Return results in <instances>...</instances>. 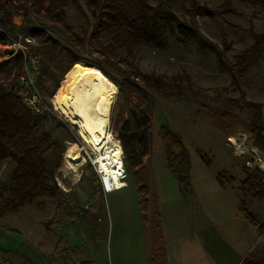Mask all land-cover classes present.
<instances>
[{
	"label": "rangeland",
	"instance_id": "374dc122",
	"mask_svg": "<svg viewBox=\"0 0 264 264\" xmlns=\"http://www.w3.org/2000/svg\"><path fill=\"white\" fill-rule=\"evenodd\" d=\"M223 1L201 0V3L218 6ZM148 2L152 5L159 3L158 0ZM164 4L180 18H187L181 6L171 2ZM232 7L233 12L196 17L199 33L218 46L221 47L222 32L227 34L231 42L226 51L228 63L253 42L244 29L252 24L254 31L264 32V4L253 6L232 0ZM66 13V23L74 30L85 26L90 18V12L81 0L76 4L69 3ZM20 14L24 16V10ZM27 14L21 23L25 30L16 32L11 40L17 35L32 33V50L39 47L43 39L46 43L57 39L63 48L69 47L63 25L47 18L44 8H28ZM117 34L125 36L126 33L120 28H110L93 34V37L106 44ZM91 46L92 43L82 54L89 62H78L92 68L96 67L91 63L98 62L104 67V71L98 70L114 88L105 80L114 92L110 130L113 139L120 143L117 128L128 118L127 111H124L122 119L117 121L119 105L123 102L118 82L123 79L121 69L125 67L122 61L117 65L109 64L97 48ZM8 52V47L0 44V55ZM259 61V65L251 67L250 73L243 74L240 85L245 93L241 96L231 88L228 69L217 68L213 51L201 52L196 43L181 42L172 33L157 44L139 46L134 62L142 73H186L200 94L188 92L187 97L176 98L148 90L153 107L146 114V153L139 155V148L135 147L134 152L125 156L120 143L127 186L105 194L101 189L102 175L95 163L97 152L82 143L76 126L69 123L54 102L67 71L78 62L65 72L68 58L63 49L58 59L46 69L42 64L37 85L47 111L35 135L48 132L50 141L57 144L53 154L61 156L54 170L60 188L57 199L47 196L43 199L57 203L55 215L80 217L89 213V217L98 221V228L103 230L93 243L87 242L95 251L93 264H147L149 247L155 243L161 245L163 240L168 252L182 264H242L246 258H264V149L258 147L251 136V115L245 107V102L253 101L250 98L251 83L259 82L264 86V61ZM130 78L141 84L138 78ZM246 90H249L247 94ZM226 98L242 99L241 107H227ZM135 101L133 97L132 105ZM142 108L135 107V110L142 113ZM162 125L181 137L190 154L192 190L186 196L180 193L176 176L169 167L160 135ZM71 147L79 150L78 160L67 158ZM126 158L132 163L133 171L142 168V185L148 188L146 215L141 210L133 175L125 164ZM29 207L27 205L24 209ZM46 211L41 209V212ZM145 216L149 219L146 224ZM251 218L255 225L251 224ZM126 251L130 252L128 257ZM0 264L12 263L0 254Z\"/></svg>",
	"mask_w": 264,
	"mask_h": 264
},
{
	"label": "trees",
	"instance_id": "16d2710c",
	"mask_svg": "<svg viewBox=\"0 0 264 264\" xmlns=\"http://www.w3.org/2000/svg\"><path fill=\"white\" fill-rule=\"evenodd\" d=\"M0 0V43H11V36L16 32L25 30L24 25L16 26L12 22L14 8L24 10L25 18L28 16V8L40 10L44 8V15L52 22L63 25L69 42L68 48L57 39L46 43L43 39L41 45L35 48V52L41 56V67L55 62L63 49L68 58V67L74 62H89L82 56L87 46L92 43V48L102 54L105 61L117 65L123 62L121 69L123 79L118 82L123 102L119 105L117 121L122 119L124 111L128 118L117 128L118 139L124 150V155L134 152L138 147V154L144 155L148 144L147 116L153 107L152 90L164 97L185 98L187 93L200 94L196 90L191 78L186 73L172 75L142 73L136 63V51L144 43L157 44L167 34L172 33L179 37L181 42H193L201 52L213 51L219 70L228 69L231 76V88L244 96L240 81L251 67L255 66L264 55V32H256L252 24L243 32L248 34L253 42L247 48L233 56V62L228 63L226 51L231 42L227 34H221V47L215 42L202 36L196 26V17L213 16L235 11L232 0H224L218 6H208L201 0H158L156 5L149 0H81L90 12V18L85 26L74 30L66 23V8L69 3L76 4L77 0ZM240 3H249L253 6L264 4V0H238ZM165 2L177 4L184 9L187 18H180L173 13ZM110 28H120L125 31V36L114 35L109 43L103 44L94 39L93 34ZM89 31H91L89 33ZM89 34V35H88ZM92 68L82 63H75L66 75L75 68H90L98 71L113 88L107 77L98 69L104 71V67L98 63H91ZM21 66V56L16 54L6 60L0 70V165L8 158L15 162L10 182L3 183L0 180V217L6 213L16 212L21 207L30 204L37 196L56 197L60 191L54 177V170L61 160L59 154H53L57 149L55 141H50L49 133L35 135L39 124L46 118V114L37 115L18 98L12 86L14 79H9L15 71L18 76ZM79 66V67H77ZM65 75V76H66ZM130 77L138 78L136 82ZM13 78V77H12ZM114 89V88H113ZM199 89V88H197ZM227 91V88H223ZM133 97L136 98L133 103ZM242 99H225L227 107L240 108ZM134 106V107H133ZM143 106L142 113H137L135 107ZM245 107L251 115L249 130L256 145L264 149V120H262V104L253 101L245 102ZM116 127V126H115ZM161 140L165 146L169 167L176 176L179 191L183 196L192 190L190 182L191 160L190 154L183 144L181 137L172 132L168 127L161 126ZM53 154V155H52ZM127 169L133 175V184L136 187L140 207L143 214L148 211L146 195L148 188L142 185V168L133 171V165L126 158ZM145 224L148 217H144ZM251 224L255 225L252 218ZM165 250L162 245L155 244L150 252L149 264H166ZM242 264H264V258L257 260L246 258Z\"/></svg>",
	"mask_w": 264,
	"mask_h": 264
},
{
	"label": "crops",
	"instance_id": "0c3cea01",
	"mask_svg": "<svg viewBox=\"0 0 264 264\" xmlns=\"http://www.w3.org/2000/svg\"><path fill=\"white\" fill-rule=\"evenodd\" d=\"M21 10L16 9L12 16V22L17 27L21 25L24 17L20 14ZM1 45L8 47L9 52L0 55V70L5 61L14 56L10 43ZM261 60L264 61V56ZM260 63L261 61L257 65ZM251 71L252 68L248 73ZM14 73L15 71L10 77ZM250 86L253 89L251 93L253 96L250 95V98L262 104L264 120V86L259 82L251 83ZM248 91L246 90V94ZM14 168L15 162L10 158L0 165V180L3 183L10 182ZM43 198L46 196H37L32 203L27 204L30 206L29 209H24L27 206L25 205L16 212L6 213L0 217V254L12 264H93L95 251L87 242H94L103 230L98 228V221L89 217V213L80 217L55 215L57 203L46 202ZM47 198L57 199L50 196ZM41 209L47 211L41 212ZM160 244L165 250L166 264H182L168 252L164 240ZM154 245L149 247L147 264L150 262V252ZM129 255L130 252L126 251V257Z\"/></svg>",
	"mask_w": 264,
	"mask_h": 264
},
{
	"label": "bare ground",
	"instance_id": "6f19581e",
	"mask_svg": "<svg viewBox=\"0 0 264 264\" xmlns=\"http://www.w3.org/2000/svg\"><path fill=\"white\" fill-rule=\"evenodd\" d=\"M114 99L113 89L96 70L75 68L62 80L54 102L76 126L81 141L97 152L95 163L107 185L123 187L117 169L122 168V148L110 130V115ZM53 109H55L51 99ZM112 142L110 145L109 143ZM79 150L71 147L67 158L78 160Z\"/></svg>",
	"mask_w": 264,
	"mask_h": 264
},
{
	"label": "built area",
	"instance_id": "2783aa9c",
	"mask_svg": "<svg viewBox=\"0 0 264 264\" xmlns=\"http://www.w3.org/2000/svg\"><path fill=\"white\" fill-rule=\"evenodd\" d=\"M33 38L32 33L24 36L17 35V38L10 43L13 55L20 54L21 56V66L18 76L15 77V73L11 76L15 79L12 86L9 88L13 89L18 98L32 113L43 115L47 111V106L41 97L37 85L38 77L41 72V58L34 50H32L31 44L33 43ZM234 146L236 148V144H234ZM247 165L249 167L252 166L250 162H248ZM117 172L119 179L123 180L124 183V186L121 188H124L127 186V183L125 181L126 170L123 163L122 168L117 169ZM101 179V189L104 194L116 189H121L120 187L107 185L102 176Z\"/></svg>",
	"mask_w": 264,
	"mask_h": 264
}]
</instances>
